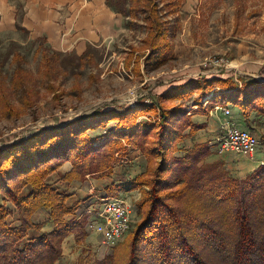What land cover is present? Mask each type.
Listing matches in <instances>:
<instances>
[{
    "label": "trees",
    "instance_id": "1",
    "mask_svg": "<svg viewBox=\"0 0 264 264\" xmlns=\"http://www.w3.org/2000/svg\"><path fill=\"white\" fill-rule=\"evenodd\" d=\"M215 1L204 0L203 5ZM184 2L107 0L125 18L141 16L146 24L144 49L148 54L136 57L133 69L138 75L142 58L145 68L156 69L173 55L177 26L162 18V10L176 14ZM35 40L42 56L40 72L49 75L62 65L64 53L54 51L45 37ZM88 50L75 54L79 62L86 60ZM12 57L16 66L10 82L4 73L6 63L0 61V105L7 115L34 106L38 94L37 78L25 68V56L15 51ZM243 79L239 84L231 76L189 78L156 94L158 102L121 109L110 106L0 146V264H54L62 255L60 247L66 237L75 234L79 242L84 240L86 220L77 211L86 200L71 205L70 194L60 192L48 179L65 162L73 168L62 177L64 181L106 176L123 160L128 145L145 157L147 169L126 182L141 192V219L133 229L126 264H213L214 259L221 264H264V164L238 180L201 162L209 152L207 144L195 145L184 156L176 155L183 131L194 128L185 101L195 92L198 103L210 96L212 103L239 106L246 118L253 110L264 113V81ZM13 95L21 107L11 102ZM174 99L181 103L164 104ZM145 114L159 118L140 120ZM99 127L104 132L89 133ZM14 209L19 224L12 220ZM39 209L48 211L54 225L48 233L41 232L43 225L34 221ZM32 230L38 235L31 236ZM94 264H111L110 258Z\"/></svg>",
    "mask_w": 264,
    "mask_h": 264
},
{
    "label": "rangeland",
    "instance_id": "2",
    "mask_svg": "<svg viewBox=\"0 0 264 264\" xmlns=\"http://www.w3.org/2000/svg\"><path fill=\"white\" fill-rule=\"evenodd\" d=\"M12 1L21 16L24 11L22 7L23 0ZM239 2L226 0L223 3L215 2L212 5L202 4V8L200 7L201 12L203 11L201 24L197 23L198 21L195 22L193 18L188 19L180 12L179 16L176 14L167 15L166 10H162V18L168 20L171 25L177 26L173 39L177 47V53H173L165 64L156 69L140 66V75L135 71L134 75L128 69L134 60L130 62L129 67L127 64L132 55L139 57L142 54H148L147 50L144 49L148 29H146V24L141 16L134 20L124 17L122 31L112 39H108L107 42L91 45L88 56L83 62H79L74 54L64 53L62 65L60 63L58 69L52 71L49 75L40 72L42 56L37 52L39 46L37 40L31 39L27 31L20 29L16 32L5 33L0 39V61L6 63L4 73L7 76V81L10 82L12 72L16 66L12 54L19 51L25 56V68L33 72L37 78L38 94L34 106L21 108L20 113L7 115L0 105V146H6L19 139L29 137L30 134L45 127H61V125L76 120L77 117L92 114L96 110L109 108L110 106L119 109L125 105L137 106L139 104L133 105L131 100L142 93H147L144 97L149 98L151 101L158 102L152 91L156 87L164 90L167 88V84L172 85V81H176L173 80V77H178L175 75L181 72L184 73L185 69L192 67H198L207 74L224 73V76H231L239 84L242 83L244 77H255L264 81V0H241ZM199 14H201L200 11ZM129 22L132 23L129 24ZM243 66L257 68L256 71L252 70L250 72L254 76L244 74L241 71ZM227 67L230 69H227ZM203 75H206V73ZM171 79L172 81L168 82ZM195 96L192 95L185 101L188 113L196 108L193 102ZM11 102L21 107L17 95L12 96ZM178 103H181V100L174 99L173 101L164 102L166 106ZM158 118L155 115L145 114L141 115L139 119H149L155 122ZM256 126L263 130L259 145L264 146V122H259ZM102 132H104L102 127L89 131L91 135ZM216 142L217 139L208 143V147L213 149L217 160L207 162L208 155H206L201 162L213 164L220 174L238 180L245 179L263 165L261 164L246 175L240 171L239 173L233 172L228 167L231 162L239 166L246 164L247 159L239 158L241 154L234 152H230L232 154L231 159L221 158L217 152ZM127 150V153L123 154V160L114 166L111 172L116 171L114 176H108L110 182H113V179L121 171H123L125 182H127L132 181L140 169H147L145 157L138 155L140 151L130 145H128ZM59 181H61V178ZM67 185L71 189H75L74 185ZM109 187L110 191L108 193L105 188V190H101L100 195L93 197L87 196V193H89L88 188L91 187L86 184L78 195L70 198V203L74 204L80 197L88 199L79 207L77 214L84 213L82 218L86 220L88 230L98 232L103 236V219L100 212L107 200L106 198L118 197L124 199L134 208L129 233L122 241L112 246L102 243L103 246L99 245L102 246L101 249L86 244V238L80 242L77 239V244L82 245L72 247L65 264H81V262L94 264L97 260L106 257L110 258L111 264L127 263L133 229L141 219L138 214L141 192L129 183L117 185L113 182ZM78 216L80 217V215ZM17 218V213L12 216L14 221ZM214 260L213 264H221L218 259V261Z\"/></svg>",
    "mask_w": 264,
    "mask_h": 264
},
{
    "label": "crops",
    "instance_id": "3",
    "mask_svg": "<svg viewBox=\"0 0 264 264\" xmlns=\"http://www.w3.org/2000/svg\"><path fill=\"white\" fill-rule=\"evenodd\" d=\"M225 1L226 0H216L215 2L223 3ZM239 1L241 0H233V2L236 3H240ZM203 2L204 0H185L179 12L188 19L193 18L195 22L198 21L197 23L201 24L203 20V11L201 12L200 9L202 8ZM22 7L24 8V11L20 16L18 13V8H16V5L13 4V1L0 0V39L5 33H9L10 31L16 32L19 30L16 24L19 23L23 28L27 29V33L31 39L35 40L45 37V39L48 40V45L54 51H60L62 53H70L74 55L76 54L79 56L86 52V50H88L91 45L102 44L107 42L108 39H112L118 35V33L122 31L124 24V16L120 13H117L111 6H109L107 0H23ZM199 11L201 14H199ZM179 12L176 13L177 16H179ZM176 50L177 47L174 44L173 52L175 54L177 53ZM136 57L137 56L132 57L131 61H134L130 65L131 67L128 68L133 72L134 75L135 73L133 67L135 66ZM142 59L141 66L143 67ZM252 70L256 71L257 68L244 66L241 67V71L248 76H254L253 73H250ZM205 73L206 76L209 77L220 75L224 76V73L207 74V72L200 70L198 67H192L185 69L184 73L181 72L178 73V75H175L178 76L173 77V80L176 81H172V79L169 80L168 82L172 81V85L167 84V88L164 90L157 89L156 87V89L152 91V94L155 96L156 94H162L173 86L186 82L189 78L204 76L203 74ZM194 95L196 96L193 98V102L196 108L192 112L188 113L194 128L191 130L192 126H189L183 131L185 137L182 141L178 142V148H180V150L176 153L178 156H184L186 151L190 150V148L194 147L195 145H208V143H211L217 139L222 134V125L226 120L234 122L240 128L255 132L259 140L262 137L263 130L259 129L256 125L259 122H264V113L253 110L250 113L251 115L249 118H246L239 106H235L228 102L225 104L212 103L211 100H209L210 96H206L201 103H198L196 99L198 98L199 93L195 92ZM217 106L230 108V116H225L222 111H216L215 107ZM138 155L141 156L139 153ZM207 155V162L217 160L213 149L210 147ZM219 155L221 158H232V154H230V152ZM239 156L241 159H247V163L238 166L234 162H231L228 167L231 168V171L233 172L239 173L240 171L246 175L254 171L255 168L261 164H264V146L259 145V148L253 157L246 158L247 156L243 154ZM72 168V164L70 162H66L60 167L59 170L51 174L48 179V182L54 184L60 192H66L70 194V198L72 196L78 195L79 191H81V189H83L86 184H89L91 187L88 188L89 193H87V196L93 197L98 196V194L100 195L101 190H105V188L113 184V182L117 185L120 183L126 184L123 171H121L120 174L117 175L115 179H113V182L109 181L110 179L108 176H114L116 172L115 170L113 173L99 178L87 177L84 181L79 182L64 181L62 177ZM144 171L145 169H140L137 175L142 174ZM60 178L61 181L58 182ZM66 183L72 186L74 185L75 189H71ZM76 189H78L77 192ZM80 199H82V197H80ZM87 200L88 199H86V201ZM70 204L72 205L73 203ZM16 213V210H14V216ZM83 214L84 213L78 215H80V217H84ZM33 217L36 223L43 225L41 232L48 233V231L53 229L54 225L50 221L48 211L39 209L34 213ZM18 218L17 220L15 219L16 224H19ZM86 231H88V236L85 239L86 244H89L91 247H97L101 249L103 246V236H101L98 232L89 231L87 225ZM29 233L31 236L38 235L35 230H32ZM76 240L77 237L75 234H71L64 239L61 244L62 255L58 260H56L55 264L67 263L65 260L67 257L69 258L72 247L74 245H82L77 244Z\"/></svg>",
    "mask_w": 264,
    "mask_h": 264
},
{
    "label": "built area",
    "instance_id": "4",
    "mask_svg": "<svg viewBox=\"0 0 264 264\" xmlns=\"http://www.w3.org/2000/svg\"><path fill=\"white\" fill-rule=\"evenodd\" d=\"M225 67V66H223ZM227 69H229L227 67ZM147 93L134 97L133 105L146 103L152 104ZM142 101L141 103H139ZM216 111H222L225 116H230V108L215 107ZM260 140L255 132L240 128L234 122L226 120L222 125V134L217 138L216 147L218 154L234 152L253 157L259 148ZM100 215L103 219V243L112 246L122 241L130 231L133 217V206L124 199L118 197L106 198Z\"/></svg>",
    "mask_w": 264,
    "mask_h": 264
}]
</instances>
